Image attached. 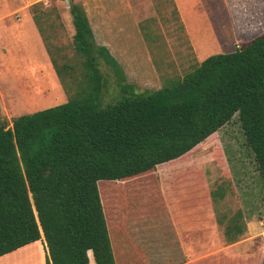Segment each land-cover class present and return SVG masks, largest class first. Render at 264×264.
Segmentation results:
<instances>
[{
    "label": "trees",
    "instance_id": "16d2710c",
    "mask_svg": "<svg viewBox=\"0 0 264 264\" xmlns=\"http://www.w3.org/2000/svg\"><path fill=\"white\" fill-rule=\"evenodd\" d=\"M68 4L75 64L55 60L40 25L42 3L30 6L67 101L11 122L0 117V256L43 237L45 264H88L90 252L95 264H183L171 204L179 216L196 214L226 185L208 191L198 170L185 176L174 167L164 191L158 167L187 160L237 114L264 190V3L260 24L233 50L142 92L95 42L82 4ZM99 59L121 91L106 105ZM214 157L224 170L217 148ZM242 232L235 217L225 226L229 242ZM222 260L218 253L197 264H264V252L249 263Z\"/></svg>",
    "mask_w": 264,
    "mask_h": 264
},
{
    "label": "rangeland",
    "instance_id": "374dc122",
    "mask_svg": "<svg viewBox=\"0 0 264 264\" xmlns=\"http://www.w3.org/2000/svg\"><path fill=\"white\" fill-rule=\"evenodd\" d=\"M96 1L101 2L107 12L117 9L114 0ZM129 1L133 15L127 19L128 22L123 20V17L119 22L129 24L130 38H120L115 43L99 45H105L117 56L126 82L131 84L135 91L158 89L168 78L181 77L203 60H198L192 51L172 0ZM232 1L209 0L213 10L207 13L206 21L210 25V32L217 36L215 48L207 51L210 55L233 50L245 38L252 36L250 35L254 31L252 28L260 24L258 9L264 0ZM40 2L42 5L39 7L45 13L41 17L40 25L53 57L60 64L77 63L79 57L72 43L74 30L69 15V4L66 0ZM235 3L239 6L244 3L248 9L234 12ZM235 15L237 20L243 18L242 23H236ZM14 17L18 18L16 15ZM106 22L112 21L107 19ZM134 23H137V27ZM133 24L134 27L131 26ZM99 67L105 77L101 101L106 105L118 98L121 91L113 71L101 59ZM43 74L42 77L45 81L48 80L49 87L46 88L43 83L30 84L28 77L27 84L21 83L20 92L9 79L1 78L0 117H5L11 122L12 118L19 115L34 113L66 102L68 94L52 67L51 71L44 70ZM53 95L57 100L53 99ZM215 148L220 150L223 157L224 170L219 167L214 157ZM174 167L183 168L180 173L185 176L191 175L192 169L198 170L199 177L205 182V189L213 190L216 183L226 185L227 193L224 198H210L205 214L206 220L183 239L184 248L190 257L197 258L209 254L212 258L218 255L217 251L229 244L224 233L225 226L238 212L242 213L239 223L243 225L248 222L247 230L238 237V241L242 242L225 248V254L245 258L264 247L261 235L264 230V190L253 153L246 143L237 114L220 128L213 141L203 142L187 160H182L174 166L169 164L157 168L164 191L166 190L164 180L169 179L170 171ZM195 186L200 188L198 184ZM22 253L24 252L17 254L20 255L19 260L8 258L7 264H39L37 251L30 254ZM89 264H93L92 258Z\"/></svg>",
    "mask_w": 264,
    "mask_h": 264
},
{
    "label": "crops",
    "instance_id": "0c3cea01",
    "mask_svg": "<svg viewBox=\"0 0 264 264\" xmlns=\"http://www.w3.org/2000/svg\"><path fill=\"white\" fill-rule=\"evenodd\" d=\"M38 1L43 0H0V83L2 82L1 78H4V80L9 79L19 92L22 91L20 88L21 83L27 84V82H29L27 81L28 77L31 81L30 84L43 83V86L46 88L49 87L48 80L45 81V78H43V72L44 70L51 71L52 64L42 35L38 31L30 11L31 4ZM114 2L116 3L117 9L111 12H107L104 5H102L101 2L98 3L96 0H82L81 2L87 14L94 40L97 44H111L120 40V38H130L128 30L129 24L120 23L119 19L123 17V20L128 22L127 19L133 15L131 3L129 0H114ZM172 2L180 17L187 40L196 58L198 60L205 59L210 55L207 51L215 48L214 42L217 41V36L210 32V25L206 21L207 13L213 10L209 0H172ZM15 15L18 18H15ZM107 19L112 22L107 23ZM99 21L101 22L99 23ZM134 24L131 26L134 27ZM135 27H137V23ZM108 50L111 55L118 60L117 56H115L110 49ZM53 96V99H55V95ZM48 100L47 98V102ZM161 184H163V182H161ZM207 190L209 191L208 188ZM224 196L222 198H224ZM210 198L212 197H208L205 206H202L196 214L188 213L184 216H179L177 207L171 204L172 209H170V214L175 225L182 251L186 257V261L183 264H197V262L203 261L205 258L209 257V254L197 258L190 257L184 248L183 239H186L197 226L201 225V223L206 220L205 214L210 203ZM234 217L237 218L238 225L243 232L237 235V239L234 242L228 241L229 244L225 247L226 249L242 242L238 241V237L247 230L248 222H245L243 225L239 223V218L242 217V213L238 212L232 218ZM263 234L264 230L261 235L263 236ZM225 248L217 251L218 253L223 252L222 256L224 260H222V263L228 258L249 263V261L256 258L260 252H264L263 247L245 258L231 257L225 254ZM36 251L38 253L39 264H45L46 249L43 237L40 240L0 256V264H7V262H9L7 260H9L8 258L10 257L18 259L20 255L17 254L20 252H24L22 254H30V252ZM88 256L89 264L91 258L93 260L92 253L90 252ZM93 264H95L94 260Z\"/></svg>",
    "mask_w": 264,
    "mask_h": 264
},
{
    "label": "water",
    "instance_id": "95a60500",
    "mask_svg": "<svg viewBox=\"0 0 264 264\" xmlns=\"http://www.w3.org/2000/svg\"><path fill=\"white\" fill-rule=\"evenodd\" d=\"M66 1H67V3H68L69 0H66Z\"/></svg>",
    "mask_w": 264,
    "mask_h": 264
}]
</instances>
